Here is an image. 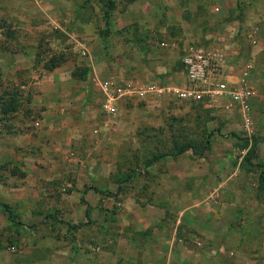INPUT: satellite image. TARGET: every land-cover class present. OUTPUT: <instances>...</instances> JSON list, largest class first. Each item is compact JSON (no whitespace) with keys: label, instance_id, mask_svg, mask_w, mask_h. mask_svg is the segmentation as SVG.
<instances>
[{"label":"crops","instance_id":"0c3cea01","mask_svg":"<svg viewBox=\"0 0 264 264\" xmlns=\"http://www.w3.org/2000/svg\"><path fill=\"white\" fill-rule=\"evenodd\" d=\"M161 1L123 0L127 5V9L122 12L126 21L122 23L118 18L117 25L111 23V39L106 40V43L98 28H92L88 23L83 24V20L88 17L83 18L79 13L69 11L71 19L76 21V27L82 31L70 34L73 43L76 48L85 47L89 52L83 65L90 69L88 63L92 68L104 63L107 65L105 57L108 52H112L110 49L113 45L116 49L123 45V50L130 54L123 62L124 71L134 68L139 74L147 71L146 63H142L144 57L138 53L140 47L136 46L132 36L145 39L152 35H163L165 27H159L158 11L155 12V6ZM168 1L179 8L180 18L182 14L187 16L181 7L186 0ZM194 3L197 6L196 0ZM147 5L153 8L148 16L141 10V7ZM226 8L228 9H222L220 13L226 17L217 25L214 35L217 46L206 47L221 50L226 57L225 67L231 72H237L245 63L250 65L256 95L251 99L252 128L244 135L249 139L241 144L232 139L207 140L201 143V152L189 148L146 163L145 169L136 174L140 179L139 189L125 190L126 195L128 192L130 194L124 203L116 202L121 190L110 187L91 188L86 193L87 200L76 205L79 210L112 213L122 209L129 220L124 219L120 225L113 224L107 215V225L103 226L101 222L104 221L98 220L100 224L97 222L98 225L91 230L79 231L75 242L53 237L45 228L47 219H42L41 215H37L36 219L33 215V221L26 227L30 232L28 236L23 233L24 229L18 228L17 237L10 244L19 243L16 251L8 248L6 236H0V264H257L262 253L256 251V245L264 242V0H231ZM138 19L141 20L139 28L130 32L120 30L125 22L135 24L140 22ZM145 20L149 22L146 26ZM117 36L123 42L118 40L119 45L116 47L112 40ZM146 49L148 65L155 62L159 65L156 66L164 68L163 72H166L168 68L164 58L159 61L152 59L154 54ZM65 61L66 59L61 64ZM6 63L0 61V70L5 69ZM65 63L69 70L64 73V79L57 77L59 70L55 73L50 70L52 72H48L49 76L43 80L48 86L44 85L46 91L39 98L42 101L40 116L34 120L39 123V131L33 136L22 131L23 142L36 144L35 150L43 152L41 158L39 161L29 158L26 173L19 176L7 174L5 178L9 181L5 183L0 179V228H9L11 220L7 217V211L10 210L27 211L29 214L68 210L65 197L57 199V189L52 181L60 179L61 173L52 174L48 171L49 160L44 155V142L46 139L57 141L61 138V133L66 142L77 134L83 135L81 125L88 118L92 121L97 111L93 109L96 92L93 94L90 85H86V78L72 76L75 63L79 61L67 60ZM26 64V68H29L35 65V61H27ZM10 65L18 68L20 62H11ZM2 73V80L9 78L11 85L26 87L18 81L16 70L9 75H5L4 71ZM121 79L154 81L141 78ZM184 80L185 74L182 82ZM97 92L101 95L100 90ZM100 97L99 100H102V95ZM127 99L133 98L121 101ZM225 103L222 99L212 108H216L217 114L227 125L226 128L242 129L238 113L235 109L226 108ZM194 108L193 106L191 111L193 115ZM131 121L132 117L126 122L119 121L102 127L109 128L111 134L115 133L120 138L116 139L119 143L121 138L126 140V133L135 127ZM252 129L254 133L250 134ZM54 145L56 152H61L59 143ZM249 150H252L251 153L246 155ZM55 160L57 159L52 161V166ZM14 180L18 183L11 182ZM49 195L47 202L45 198ZM61 195L66 196L60 192L59 196ZM41 227L44 230H40ZM198 242L202 246H196Z\"/></svg>","mask_w":264,"mask_h":264},{"label":"rangeland","instance_id":"374dc122","mask_svg":"<svg viewBox=\"0 0 264 264\" xmlns=\"http://www.w3.org/2000/svg\"><path fill=\"white\" fill-rule=\"evenodd\" d=\"M117 1L118 5L112 12V18H110L112 25L113 22L114 25H117L119 21L116 20L118 18L122 23L126 21L124 19L125 14L122 12L127 9V5L124 4L123 0ZM84 2L85 0H0V61L7 62L5 69L0 70V94L2 95L6 90L16 91L19 101L18 112L4 113V98L7 95L0 99L1 182L9 181L5 178L7 174L19 176L26 173L25 167L29 169L27 164L29 158L39 161L40 155L43 154V152L35 150L36 144L23 142L22 131H27L30 136L39 131V126L34 124V120L40 116L42 108L41 95L46 91L44 85L48 86V83L43 80L49 76L48 72L53 71L55 73L59 70L58 73H60L57 77L63 78L64 73L69 70L65 63L67 60L79 61V63H75L74 67L83 66V63H86L85 57L89 55L88 50L83 52L81 48H76L73 37L70 36L72 33L82 31L76 27V21L71 19L69 11L73 10L83 18L88 17L83 20L85 21L82 22L83 24L88 23L92 25V28H98L101 35L106 31L107 41L111 39L110 33L104 30L106 27L103 19V6L98 5L95 0H89L87 5H84ZM196 2L197 6H195L194 0H186L185 5H181L187 13L186 17L182 14L181 19L179 8H176L171 1L167 0L165 4L162 0L157 3V7L155 6V12L158 11L159 27H165L163 35H152L145 39L136 38L135 35V37L132 36L133 40L136 41V46L140 47L138 53L143 55L142 63H146L147 71L145 70L140 74L135 68L124 71L125 64L123 62L130 54L123 50V45L118 46V40H121V43L123 42V39L118 36L112 42L119 48L116 49L113 45L110 49L112 52L107 53L105 57L107 65L104 63V67L101 65L92 68L91 64L88 63L91 70L85 80L86 85H90L93 89V94L96 92L94 94L93 109L97 111V114H94L92 121L88 118L81 125L84 131L83 135L77 134V136L71 138V141L66 142L62 138L63 133H61V138L57 141L46 139L44 142L46 143L44 155L49 160L48 167L50 169L48 171L52 174L61 173L60 179L52 181L57 189V199L65 197L68 210L66 212L44 211L36 214H29L27 211H7V217L11 220V222L9 221L10 226L9 228H0V236L8 238L5 243L11 251H16L19 244L10 245L12 240L17 237L18 228L24 229L23 233L27 237L30 232L26 227L33 221L31 219L34 216H36V219L38 218L37 215H41L42 219L43 217H45V220L47 219L48 224L45 228L50 231L53 237L68 242H75L79 231L91 230L92 227L97 226L98 220L104 221L101 222L103 226H105L104 224L107 225V215L110 216L109 220L113 224L120 225L124 219L129 220L126 212L121 211L122 209L112 213H102L90 209L79 210L76 205L87 200L86 193L91 188L106 189L107 187L121 190L120 195L116 197V202L124 203L125 198H128L130 194L128 192L126 195L125 190L128 191L130 188L139 189L140 179L136 174L145 169L147 166L146 161L154 153H157L155 149L158 147L160 150L162 146V148H166L172 144L174 138L177 141L182 140V134L179 130L195 126L196 122L193 121L194 115L191 112L193 106L196 110L202 108L207 109L208 112L206 114L202 113L201 116L202 120L206 121L201 122L199 128L193 129V131L189 130V135L198 136V139L202 141L206 138V133L204 132L203 137L200 135L199 130L202 126H205L210 127L207 129L210 133L207 137L208 140L225 141L232 139L241 144L245 139H249L244 136L248 131L243 126L239 130L229 126V128H226L227 125L217 114L216 108L204 107L205 104L201 102L191 103L167 97L145 100L127 99L121 101L118 112L114 116L104 115L101 111V99L99 100L101 95L97 92L99 91L97 90L98 79L116 76L125 79L141 78L159 82H182L184 71L181 57L185 46L189 43L217 46L214 38L216 28L222 19L226 17L220 13L222 9L223 11L228 9L226 7L230 5L231 0H196ZM215 6L219 10H213ZM141 10L142 13L146 12V16H148V13H152L153 8L147 5L141 7ZM138 20L140 22H135V24L125 22L120 26V30L130 32L135 28H139L141 20ZM148 23V20L144 21L145 26ZM7 33H12L13 36L9 37ZM161 42L165 44L163 45ZM3 45L8 46L10 51L15 52L1 51ZM146 45H148L147 49L145 48ZM145 49L150 50L149 52H152V55L154 54L151 56L152 59L159 61L164 58L168 70L163 72L165 71L164 68L158 67L159 65L155 62L148 65L149 58L147 57L148 54L145 53ZM61 53L66 56L65 64L62 63L59 66L60 68L57 67L52 71L43 68L45 61H49L50 57L53 56L59 57ZM32 60L35 61V65L26 68V62ZM15 61L20 62V67H11V62ZM14 70L18 73V81L26 85L25 88L11 85V79L9 78L1 79L2 71L5 72V75H9ZM131 117V122L135 127L131 132L126 133V140L121 138L119 143L116 142V139L120 138H117L115 133L111 134L109 128L102 127V125H114L119 121L126 122ZM239 120L241 121L240 118ZM249 133L253 134L254 130ZM252 141H254V137ZM55 143H59L61 152H56ZM250 151L252 150H249L246 155H249ZM52 159H57L53 166ZM58 168L60 171H58ZM11 182L18 183L15 180ZM60 192L65 193L66 196H59ZM48 198H50V195L45 198L46 201H49ZM81 225H84V227ZM40 230H44V228L41 227ZM196 246L200 247L202 243H196ZM256 247V251L262 253V258L256 263L264 264V242H260Z\"/></svg>","mask_w":264,"mask_h":264},{"label":"built area","instance_id":"2783aa9c","mask_svg":"<svg viewBox=\"0 0 264 264\" xmlns=\"http://www.w3.org/2000/svg\"><path fill=\"white\" fill-rule=\"evenodd\" d=\"M82 51L86 52V48L82 47ZM225 59L221 50L211 49L200 43H189L183 49L181 57L185 74L182 83L125 81L116 76L99 79L97 85L102 95L101 111L108 116L116 115L119 103L125 98L142 100L148 97H167L201 102L207 107L217 106L224 99L225 107L235 109L243 128L249 130L252 124L251 99L256 95L250 65L245 63L237 72H231L225 67ZM34 124L39 125L38 121Z\"/></svg>","mask_w":264,"mask_h":264},{"label":"trees","instance_id":"16d2710c","mask_svg":"<svg viewBox=\"0 0 264 264\" xmlns=\"http://www.w3.org/2000/svg\"><path fill=\"white\" fill-rule=\"evenodd\" d=\"M96 3L98 5H102L104 8V21H105V29L108 32L111 30V23H110V18H112V12L116 9L117 7V0H95ZM89 2V0H85L84 5H87V3ZM119 32V31H118ZM7 35H9V37H12L13 34L12 33H7ZM102 40L106 43V33H103L102 35ZM4 47H2L3 50H9V47L6 45H3ZM66 59V56L64 55V53H61L59 55V57H50L49 61H45L43 63V68L46 70H52L55 67H57L59 64H61V62H63ZM91 69L85 65L83 66H78L76 67L73 71H72V76L75 78H81V79H85L89 73ZM7 95L6 98H4V96ZM4 98L5 101V105L3 107V112L7 113V112H16V110L18 109V105H19V101H18V95L16 91H4V93L2 95H0V99ZM200 106V105H199ZM194 118L193 121L196 122L195 126L193 128H181L179 130V132L182 134V140H176L174 138L173 142L171 145L167 146L166 148H159L157 147L155 150L157 153H154V155L152 157H150L146 163H150L154 160H157L159 158H161L162 156L165 155H170V154H178L181 153L189 148H192L193 150H197V151H202V147H203V140L207 141L209 137L208 135H210V133L207 131V128L205 126H202L200 131V135L204 137V132L206 133V138L203 139L202 141L200 139H198V136H191L189 135V130L193 129H197L199 128V126H201V122H205L206 120H202V113L206 114L207 109H202V108H197V110L194 108ZM205 111V112H204ZM200 142V144H199ZM165 147V146H164Z\"/></svg>","mask_w":264,"mask_h":264}]
</instances>
